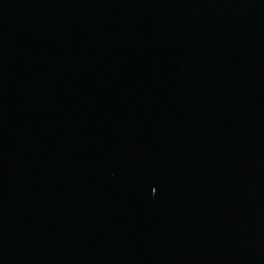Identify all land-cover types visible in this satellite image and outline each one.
<instances>
[{
	"label": "water",
	"instance_id": "obj_1",
	"mask_svg": "<svg viewBox=\"0 0 264 264\" xmlns=\"http://www.w3.org/2000/svg\"><path fill=\"white\" fill-rule=\"evenodd\" d=\"M0 264H264V0H0Z\"/></svg>",
	"mask_w": 264,
	"mask_h": 264
}]
</instances>
